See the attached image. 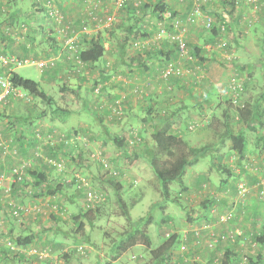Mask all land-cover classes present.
<instances>
[{
  "label": "crops",
  "instance_id": "0c3cea01",
  "mask_svg": "<svg viewBox=\"0 0 264 264\" xmlns=\"http://www.w3.org/2000/svg\"><path fill=\"white\" fill-rule=\"evenodd\" d=\"M150 1L140 0L147 7L121 8L117 14L119 19L124 18L125 21L120 20L118 26L115 25L120 36L116 35V39L111 40L112 29L108 28L109 30H106L108 32H105L96 27L97 18L103 17L109 9L104 7L107 8L105 11L100 6L92 8L93 0H0V53L4 56L34 59L56 56L65 36L62 37L59 32L61 24L59 26L50 21L45 15L48 2L55 4L67 16L77 17L75 20L78 21V25H73L76 26L75 30H80L84 26L82 23L90 20L89 26L87 25L88 27L78 35L80 48L86 46L82 36L89 34L97 35L105 49L98 62L79 66L80 72H74L75 65L70 67L64 55L57 60L54 67L41 71L37 81L48 96V99H42L48 109L45 106L38 108L36 105L32 113L25 101V104H22V99L12 100L9 97L3 99L2 106L0 105L1 135L20 148L22 152L19 151L18 154L26 156L32 154L33 148L38 144L35 136L34 141H29L34 129L41 127V133L44 134L56 128L68 132L75 128L90 140L99 142L105 150L109 149V154L116 156L111 159L112 164L120 168L119 161L122 158L137 155L139 152L143 154L141 149H144V146L141 143L130 148L124 142L125 145L118 148L114 143V137L118 136L127 141L129 139L126 134L127 129L130 126L137 127L141 130L143 140L148 143L150 137L147 133H151L150 117L156 113L162 114L165 122L177 129L190 146H208L199 153L197 160L188 167L184 175L186 190L183 193L186 194V199L196 198L190 207L192 215L185 216V211H177L173 215L174 211L166 210V216L159 218L160 221H166L168 226H171L172 222L179 224L172 231L177 238L171 250V262L173 264H263L264 0L256 2L203 0L200 14L212 17L216 24L221 23L225 18L230 20L228 29L216 34L205 29L202 16H198L199 13L194 15L193 19L190 18L193 0H161L165 10L179 20L177 26L170 24V19L164 20L159 17L154 11L155 7L151 5L156 0H152L151 3ZM24 13H29L27 20L24 18ZM114 14L116 16V13ZM253 14L256 16L255 19H252ZM136 16L140 18L138 21L136 19H133L132 23L128 21L130 17ZM161 26H165L168 34L163 38H157L156 31ZM38 33L41 35L39 38ZM178 34L183 36L187 46L186 52L182 54L177 49ZM221 41L226 44L219 47ZM135 42L139 44L136 45ZM169 61H173L181 69L180 75L164 76V67ZM14 70L15 67L10 64L0 63V74L8 76L9 72ZM235 76L240 77L244 85L240 94L241 102L249 108V111L256 114L255 122L250 127L243 121H236L232 116L230 99L233 92L228 84ZM72 78L78 81L77 91L72 84V87L68 86ZM57 82H62V85L58 87L53 99L42 84L47 88H54L58 85ZM81 92L84 94V100L80 101V104L82 103L93 113V120L89 117L85 120L77 119L79 114L76 112L80 105L76 100L71 104V100L74 99L73 94L79 95ZM116 99L124 101V113L121 119L111 117L110 109ZM227 107L231 111L228 128L233 132L240 131L244 137L241 157L232 148L228 138L222 140L221 129L210 127V124L211 126L213 124L221 128L220 121L227 114ZM56 109L59 111H55ZM72 116H75L76 121ZM190 124H194L192 129L189 128ZM184 125L190 129L186 127L187 131L194 132V136H186L183 133ZM42 149L41 155H43L35 158L36 160L30 165L36 173L43 172L48 180L53 182H62L63 177H73L75 170H67V168L59 170L47 162L50 158L62 155L63 151L51 144L45 145ZM69 165L73 166L71 163L67 164ZM211 166L215 169L214 179L207 181L213 175ZM128 174L131 178L125 175L120 176L119 180L135 183L140 179L131 171ZM96 175L97 172L89 173L92 179L99 178L100 181L109 179L104 174ZM133 177L137 179L134 181ZM29 178L34 180L33 175H29ZM239 182L248 186L243 195L238 194ZM3 183L8 187L12 184L8 179ZM19 188L16 183L11 186L12 191L7 194L8 198H19ZM79 192L75 183L73 185L71 181L69 183L63 181L62 194L46 200L58 199L68 204L75 199L81 200ZM3 195V192L0 193V200ZM21 200L26 203L32 202L26 197ZM232 211L234 214L225 216L226 219L223 220V215L226 212L231 215ZM52 214V216H44L47 219L43 217V224L35 229L30 224L32 225L39 218L35 221L25 217L21 223L10 222L11 217H7L11 218L7 223H4L7 218L1 219L0 231L3 240L7 238L4 237L6 235L31 234L32 241L21 249L30 252L32 249L47 247L52 251V255L50 258L37 259L31 253H19V256L11 259L5 248L0 249V264L32 262V264H51L55 256L58 264H128L120 262L122 254L132 246L142 247L141 244L129 246L112 261L113 263L106 262L103 258L105 252L103 239L101 243L99 241L95 244L85 234L87 241L81 244L86 249L87 256H78L72 251H67L69 248L67 245H70L68 243L73 238V234L67 229H71L74 225L73 220L76 216H58L54 212ZM46 221L49 224H45ZM63 225H68V228ZM159 228L161 234L166 225H160ZM147 231L149 232V227ZM239 233L241 235H237ZM166 234L168 233L165 232L164 236ZM75 238L79 239L78 236ZM212 239L215 242L208 247L207 242ZM252 242L255 245H252ZM76 243L77 241H74V245H77ZM145 261L140 258L134 264H147Z\"/></svg>",
  "mask_w": 264,
  "mask_h": 264
},
{
  "label": "rangeland",
  "instance_id": "374dc122",
  "mask_svg": "<svg viewBox=\"0 0 264 264\" xmlns=\"http://www.w3.org/2000/svg\"><path fill=\"white\" fill-rule=\"evenodd\" d=\"M86 2H88V1H86ZM99 2L100 3L102 2V3L100 4ZM99 2H98V0H93V2L91 4L92 8L97 5L96 7L100 6V8L102 7L103 10H105V11H107V8H108L109 12H106L103 15V17L97 18V20H98L97 24L98 25H96V27L101 28L105 32H108V31H106L108 28L112 29L110 39L114 40V39H116V35L118 37L120 36V34L117 31V28H115V25L118 26L117 23H119L120 20L122 22L125 21L124 18L119 19V15L117 14V12L119 10H121L123 5L120 7H117L114 0H105L104 3H103V0L102 1L99 0ZM151 2H153V1L151 0L150 3ZM202 2H203V0H202ZM141 3L143 4V2H141ZM50 5L54 8H57L58 11L61 12V15H63V20L59 21L57 19H54L53 17H50L48 15V12L46 11L45 15L47 16V18L50 21L55 22L59 26L61 24V28H59V32H60L62 37H64L65 35L70 36V35L74 34V36H72V40L75 39V42L78 44L79 43L78 35L81 33V31L83 32L85 30V28H87L89 26L90 20L88 19L87 21H84L82 23L84 26L81 27L80 30H78V29L75 30L76 26L78 25V21L75 20V19H77V17L72 18L70 15L67 16L65 14V12H62L55 4H53V3L48 4V7ZM141 5H139L137 7H141ZM24 6L26 7L25 4H24ZM104 7H107V8H104ZM27 8H28V6H27ZM137 9H139V8H137ZM114 13H116V16ZM23 15H24V18L27 20V16H29V13H26V14L24 13ZM36 16H38V15H36ZM106 16H110L112 18V20L111 21L105 20ZM198 16H202L204 18L205 14L202 15V13H201ZM43 18H44V16L42 15V19ZM255 18H256V16H255V14H253L252 19H255ZM133 19H136L138 21V19H140V18H138L137 16L135 18L130 17L128 19V21L132 23V22H134ZM168 19H170V22H171L170 24L174 23V20H172L171 18H168ZM226 19L228 20V23H229L230 22L229 18H226ZM103 20H105V21L102 22ZM164 20H166V19H164ZM41 22H42V20H41ZM144 22H142V24ZM73 25H76V26L73 27ZM72 29L75 30L77 32V34L75 33V31L70 34L69 31ZM30 30H32V29H30ZM30 32H32V31H30ZM66 32H67V34H66ZM38 34L39 35H37V36L39 38L41 35H40V33H38ZM167 34H168V32L164 33L160 37L163 38V37L167 36ZM31 35H34V34L31 33ZM139 37H141V36H139ZM156 37L158 38L159 36L156 34ZM179 38L183 39V36L178 34L176 36V39H179ZM104 40L102 41L103 43H104ZM105 42H108V41L105 40ZM223 43L224 42L221 41V43H219L218 46L222 47ZM185 50H187V46H186ZM62 55H64L65 57H69L71 55L69 52L68 45L65 43V39L63 40V44H62V47L59 49V52L56 54V56H54L52 58L55 61L54 66L57 64V60H59ZM29 58H32V57H29ZM67 64H70V65L73 64L75 66H78L74 61H71V62L69 61V63L67 62ZM54 66H52V67H54ZM14 67H15L14 71L16 73L22 75L23 77L33 79L36 81L39 79V75L41 74V71L47 69V68L40 69L34 64H27V63H23V65H21V66H14ZM65 76L66 75L64 74V77ZM232 78H235V77H232ZM71 84L74 86L75 91H77L78 81L77 80L75 81V79H73L72 81L69 82L68 86L72 87ZM42 85H43L42 87L48 92V94L51 96V98L55 99L57 89L59 86L62 85V82H59L58 85H56V87H54V88H49V87L47 88V87H45V84H42ZM19 90L25 96L15 97V98L13 96H9V98L12 100H19V99L21 100L22 99L23 100L22 104L24 105L26 102L30 106L29 108L31 109V112L32 111L34 112L36 105L38 108H42L43 106H45L47 108V104L43 103L42 99L39 98L38 96L28 94L27 91L24 90L23 88H20ZM240 94H241V92H240ZM119 96H121V95H119ZM72 98H74V99L71 100V104H74V100H76V102L80 105L78 111L76 112V114H79V116L77 115V117H78L77 119L78 120H85V118L89 117L91 120H93L94 119L93 113L91 111L87 110L86 107L82 105V103L80 104V101L84 100L83 92H81V94H79V95L73 94ZM121 99H122V97H121ZM116 100H120V99H116ZM0 105L2 106V101L0 102ZM120 105H121V107H123L124 101L120 102ZM110 110H111V112L116 113V110H112V108ZM55 111H59V110L56 109ZM0 112H2L1 108H0ZM72 117L76 121L75 116H72ZM96 126H98V125H96ZM186 127H187V125H186ZM186 127H185V125L183 126L182 130L185 129L183 131V133H185L186 136L187 135L188 136H194V132L187 131ZM130 128L136 129L137 127H131L130 126L126 131V134H127V136H129V139H132L131 133H129ZM187 129H188V127H187ZM74 130L76 131L75 128H72L70 130V132H72ZM188 130H190V129H188ZM56 131H58V133H61V134L62 133H68V131H65V130L63 131V130H60L59 128H56ZM35 132H36V129L33 130L32 138L29 137L30 142L34 141L33 137L35 136ZM146 132H148V130ZM76 133L78 134L77 137L72 138V140H74L73 144L71 145V147L73 148V151H70L69 154L67 153V151L66 152L63 151L61 153L62 155L58 156L59 158H61V160L59 161V167L57 169L62 170L64 168L65 169L67 168V170H69V169L75 170L74 175L77 176L78 180L83 181L84 185H86V184L89 185V183H91L92 186H94L96 188H100L104 192L108 193V198L105 202L99 204V212H98L99 216H98V213L95 214L94 211L92 212L91 216H94V218L96 216V218L93 220V222L88 223L86 220H84L82 218L83 219V226L81 229L78 227L79 226L78 224L80 222V218H78V220L77 219L73 220L74 218H72L74 225L71 227V229H67V230H70L69 232H71L73 235H77L79 237V239L71 238L69 243H68L70 245H67V246L73 248V246L80 245L81 243H83V241H82L83 236L85 234H87L89 236V240L91 239L92 242L94 241L95 244H97L99 241L101 243V241H102L101 239H103V241L105 243L104 249H103V250H105V252L103 254L104 260L106 262H112L114 260L113 255L115 254V249H116L115 243L121 237H118L115 242H113V240L117 237V235L119 233H122L124 231V229L126 228V223H127L124 221V218L122 217L123 215H122L121 209L119 207V204L117 202V193L121 194V196L126 201L128 207H129V213L131 215L132 225L133 226L136 225L137 227H140L139 225L143 224V225H146V227H149V233L148 234L150 235L153 246L158 245L161 242L162 239L159 238V236H161V234L164 235L165 232H167L168 234H166V237H168L170 234H172V231L174 229H176V227L179 225V224H175V222H172L171 226L170 225L168 226V223H166V221H163L161 223L159 218H161L162 216H166L165 215L166 210L167 211H171V210L174 211V212H172L173 215H175V212H177V211L178 212L185 211V216H191L192 215V213L190 211V207L192 206V203H194L196 201V198L195 199L192 198V200H188L185 197L186 194H184L183 192H182L183 194L180 195V192L177 191L178 190L177 185L171 186L172 192H171V197H170L173 200L177 199V202H175V201L172 202V200L169 198V199H167L168 204H166L163 207V209H160V207L157 205V202L161 201L162 196H161V193H160L159 188H158V186H159L158 180L155 177L151 167L148 165L147 161L144 159V156L142 154H140V152L137 153V155H133V156L131 155L128 158H122L119 161V165H120V168H119L120 174H118L119 177L126 175V176H129L131 178V176L128 174V172L131 171V172H133V174H136V176H139L140 179H138V181H135L137 179V177H133L132 179L135 181V183H133V182L131 183L130 181H129L130 182L129 183V182H127V180H122L121 181L122 187L120 188V190L118 192L115 191V187H116L115 185L116 184L114 182L108 183V182L100 181L99 178H94V179L90 178L89 173L95 174L96 172H97L96 176H100L99 173L101 175L104 174L105 176H109V173H108V171L110 170L109 167L110 168L115 167V165L112 164L111 159H113V157H116V156H114V154H112V153L110 155L109 149H108V151L105 150V148L102 147L99 142H96L94 140H90L87 136L82 135L81 134L82 132L80 133L79 130L76 131ZM147 136H149L148 133H147ZM0 137L3 138L2 141L5 143L4 147H0V150H1L0 164H1V168H2L3 172L7 173V171L9 172V170H10L9 176H6V178H5V179H10V180H12V178L14 177V174L12 173V169L17 168L21 163L26 162L27 160H29L30 163H33L34 162L33 157H34L35 151L38 149L40 152H42V150H43L42 148L45 146L44 144L46 143V142L42 143L38 140H35V141H38V144L35 145V147L33 148L32 154H27L26 156H24L22 154H18L19 151L20 152H22V151L20 150V148H18L17 145H15L13 142L9 141L10 139H7V137H3L1 135V128H0ZM53 143H54V146L58 150H61L60 146H62V149L64 148V146L61 142H51V146H53L52 145ZM132 145L133 144H127V146H129L130 148L133 147ZM17 149H18L17 154H14V152H16ZM63 150H65V149H63ZM98 154L105 161H107V164L109 167H105L104 165H100L101 162L97 159ZM10 155L13 157H10ZM7 157H9V158L7 159ZM68 163H71L73 166L72 167L70 165L67 166ZM7 164H9V165L7 166ZM78 164H80V166ZM132 165H133V167H131ZM207 165H208V162H207ZM3 166H4V168H3ZM205 166H206V164H205ZM210 169H211L213 175H212V177H209L207 181L214 179L215 169H213L212 166L210 167ZM120 170H122V171H120ZM27 178L30 179L29 175L27 176ZM70 178L71 177H67V179H66L67 183H69ZM127 183H129V184H127ZM207 183H209V182H207ZM73 185H74V183H73ZM75 185L77 187L76 180H75ZM70 188L73 189V187H70ZM262 190L264 192V188ZM138 198H140V199L138 201H136L135 199H138ZM27 203H30V202H27ZM83 203H84V196H81V200H78V201L76 200V201L70 202L68 204L65 203V205H63V208L65 210L60 211V213H56V215H58V216H79L78 212L81 209ZM45 204L46 203L44 201H42L41 204L37 205L38 209L43 210V212L39 215L42 217L39 218V221L34 222V224H32V226L40 228L41 224H43V221H42L43 217L44 216H50L47 214L48 208L46 207ZM29 205H31V204H29ZM32 207H35V206H32ZM51 213H53V212L51 211ZM226 214H228V215H226ZM226 214L223 215V217H222L223 220L226 218L225 216H232L234 213L232 211L231 215H229L228 212H226ZM2 216H7V215L4 212L0 211V217H2ZM44 218H46V217H44ZM2 219H4V217H2ZM9 219L10 218H7L6 221L4 220V223L9 222ZM10 222H13V221L11 220ZM1 223H2V220H1ZM44 223L49 224V222H47V221ZM160 225L161 226L166 225V228L163 229V231H162L163 233H161V234H160L161 229L159 228ZM63 226L65 228H68V225H63ZM150 230H151V232H150ZM237 235H241V233H239ZM74 241H77V243H76L77 245H74ZM112 242H113V248H112V250H109V248L112 247ZM214 242H215L214 239L210 240L209 242H207V246L211 247L214 244ZM106 248H107V250H106ZM139 256H142V257H139ZM190 257L192 258V256H190ZM140 258H141V260H146L145 262L152 261L150 259V256L148 255V251L146 249H144L143 247H141L139 245H135V246H132L130 250H127L125 253L122 254V256L120 257V262H126L128 264H134L135 262H138V259H140ZM186 258L188 260V257H186ZM188 262L193 263V261H188ZM153 264H155V263H153ZM169 264H173V262H171V260H170Z\"/></svg>",
  "mask_w": 264,
  "mask_h": 264
},
{
  "label": "trees",
  "instance_id": "16d2710c",
  "mask_svg": "<svg viewBox=\"0 0 264 264\" xmlns=\"http://www.w3.org/2000/svg\"><path fill=\"white\" fill-rule=\"evenodd\" d=\"M257 1V0H256ZM255 1V2H256ZM142 3L140 2L138 4L141 5ZM154 11L158 14L161 11H164V5L161 2V0H156L155 2H153ZM137 6L134 5L133 2L131 1H127L125 4H123L122 8H127V9H135ZM141 7H147L146 4H142ZM62 11V10H61ZM224 21H222L219 24H223ZM212 25L211 28L206 29L208 31H212L213 34H216L217 32H221L220 29V25ZM229 25L227 26L228 29ZM131 31H133V29H131ZM136 32V31H134ZM133 32V33H134ZM224 32V31H222ZM136 35V33H135ZM143 37L145 36L144 34H141ZM83 40L86 43V46L83 48H80L78 46V49L76 50V54L80 60V64L79 66H83L87 63H96L102 56L104 53V46L100 41V38H98L97 35H89V34H84L83 36ZM226 44V43H225ZM224 44V45H225ZM67 59V58H66ZM202 59V58H201ZM67 62L69 63L68 59ZM70 65V64H69ZM70 67H73V64L70 65ZM76 67L74 69V72H80L78 71V66H74ZM173 74V73H171ZM2 74H0L1 76ZM169 75V74H168ZM167 75V76H168ZM176 75V74H175ZM4 76V75H2ZM237 79L240 80V77L235 76ZM8 80L11 84V86L16 87V88H23L24 90L27 91L28 94L30 95H35L38 96L41 99H48L47 94L40 88L39 82L33 79H29L26 77H23L22 75L16 73L15 71L9 72V76H8ZM231 80V79H230ZM229 80V84L231 85L232 82ZM243 83L241 82V86H239V88L237 89L239 92H242L243 90ZM230 88V87H229ZM25 98V97H24ZM232 99H230V103H231V108H232V116L235 118L236 121H243V123L250 127V125H252L255 122L254 118L256 116L255 113H252V111L248 110L249 108L243 104L240 100V95L238 96V104L232 103L231 101ZM227 109V114L225 116H223L222 120L220 121V123L222 124L221 128H219V125H213L210 127H212L213 129L219 130L220 131V135L222 137V140H224L225 138H228L232 144V148L238 153V155L241 157L242 156V151L244 149V137L241 134L240 131L233 132V130H231L230 128H228V123H229V117L231 114L230 109ZM258 111V109H257ZM110 113L112 114L111 117L112 118H117V115L113 114V112ZM123 113H124V109H123ZM156 113V115L150 117V124H151V133H149V137H150V142L148 141V143L143 140V136L141 135V130L136 128L137 132H138V136L139 139L135 140V142L133 143V145L135 144H141L144 146V149H141L143 152V156L144 159L147 161L148 165L151 167L155 177L158 180V188L159 191L161 193V201L157 202V205L160 207V209H163V207L168 204V200L171 197V186L172 185H177L178 190L180 192V194L182 192H184L186 190V186L184 183V175L186 174V171L188 169L189 166H191L196 160L197 157L199 155V153L206 149V147L208 146H201V147H192L190 146L181 136L179 131L174 128L171 127L170 124L166 123L164 115ZM255 115V116H254ZM253 127V126H252ZM78 131V130H76ZM75 130L73 132H76ZM215 132V130H214ZM0 139H3L0 137ZM128 144L127 141H124V139H122L121 137L115 136L114 137V143L117 145V147H123V145ZM150 143V144H149ZM65 150L62 149V146H60V151H64L69 154L70 151H73V148L70 146V144H64L62 143ZM73 144V143H72ZM149 144V145H148ZM132 145V146H133ZM18 151V149H17ZM42 156V155H41ZM41 156H34L33 157V161H35V158L41 157ZM52 159V158H51ZM56 159L58 162L61 160V158L57 157V158H53ZM32 164V163H31ZM30 164V165H31ZM27 166L26 169L23 168V172L22 175H20V178H16L15 180H10V182L12 183L11 186H13L15 183L18 184L20 186V197L19 198H15V197H9L7 196V194L12 191L11 186L8 187L6 185H4L3 181L7 180L5 179L6 176H9L10 170L9 172L7 171V173L2 171V168L0 166V193L3 192V196L1 197L0 200V211L4 212L7 216H4V218L6 219L7 217H11L13 219V222L15 223H21L23 222V218L25 217H30L31 220H37L38 218L42 217L39 216L43 210L41 209H36L37 205L41 204L42 201L46 200L47 198H51L54 196H60L61 193V189H62V182L66 181L67 177H63L61 178V181H49L48 178L45 176V174H43V172H39L36 173L35 170H33L31 167ZM102 165V164H100ZM53 166V165H52ZM14 167V166H13ZM57 168V167H56ZM113 169H115V174L114 173H110L109 176H107L109 179H106L103 182H108V183H115L116 187H115V191L118 192L120 190V188L122 187L121 181L119 180V175L117 173H119V168L118 166L116 167H112ZM120 174V173H119ZM28 175H33L34 176V180L28 179L27 176ZM118 175V176H117ZM76 177L75 175H73V177L71 176L69 182H73L75 183ZM67 182V181H66ZM23 186V187H22ZM22 187V188H21ZM80 192L79 195L81 196H85L86 192L88 190H99V191H103L100 188H96L94 186L91 185V183H89V185L87 186H83V187H76ZM104 192V191H103ZM105 193V199L104 201L94 204L93 206H86L85 203L82 204L81 209L78 212L79 216H76L75 219L78 220V218H80V222H79V228L81 229L83 226V219L86 220L88 223L93 222V220L96 218H94V216H91L92 212L94 211V213H98L99 212V204L105 202L108 198V193ZM27 198V199H31V203H26L24 201L21 200V198ZM171 199V198H170ZM57 200V201H56ZM56 200H46L47 203L45 204L47 209V214L52 216L53 214L51 213H60V211L65 210L63 208V205H65L63 202L58 201V199ZM78 199H75V201ZM172 202L175 201L177 202V199L173 200L171 199ZM117 202L119 204V207L121 209L122 212V217L124 218V221L127 222L126 223V228L124 229V231L122 233H119L117 235V237L113 240V242L116 241V239L118 237H121L116 243H115V254L114 259L117 258L126 248H128L129 246L135 245V244H141L142 247L144 249H146L148 251V255L150 256V259L153 261H148L147 264H169L170 260H171V250L174 246V244L176 243V238L177 235L175 233L170 234L168 237H166V235L164 236L163 234H161V236H159L160 239H162L163 241L161 243H159L158 245H152V241L150 238V235L148 234L149 232L147 231L146 225L140 224V227H137L136 225L133 226L132 225V220L130 217V213H129V207L126 203V201L123 199V197L121 196L120 193H117ZM31 204V205H29ZM34 204V205H33ZM26 206H35L36 208L26 211V210H22L21 207H26ZM17 207H19L20 209H18ZM43 208V207H42ZM19 210V211H18ZM23 211V212H22ZM24 213V214H23ZM99 216V213H98ZM10 218V219H11ZM83 218V219H82ZM1 219L2 217H0V223H1ZM11 219V220H12ZM143 219V218H142ZM23 220V221H22ZM39 221V220H37ZM148 221V220H147ZM164 220H162L161 222H163ZM34 224V222H33ZM30 226H32L30 224ZM32 228H37L35 226H32ZM33 230V229H31ZM76 232V231H75ZM7 237L4 240L2 239L1 236V231H0V240L2 241L0 243V249H7L8 257L13 259L15 257H17V255L19 256V253H28V251H24L21 249V247H24L26 245H28L31 241H32V235L31 234H24V235H16V236H4ZM73 238L77 237L76 235H72ZM10 241L15 247H18L20 250L19 251H15L14 249H10L7 245L6 242ZM82 241H87V235L83 236ZM113 242H112V247L109 248V250H112L113 248ZM75 247H69L67 251H72L74 254L84 257L87 256V251L86 249H84V254H80L78 252L75 251ZM42 249H46L48 251H50L52 253V251L47 248H40L38 250H42ZM36 250V251H38ZM33 255V254H32ZM34 256V255H33ZM35 258L38 259L37 256H35ZM33 263V262H32ZM30 263V264H32ZM35 263V262H34Z\"/></svg>",
  "mask_w": 264,
  "mask_h": 264
},
{
  "label": "built area",
  "instance_id": "2783aa9c",
  "mask_svg": "<svg viewBox=\"0 0 264 264\" xmlns=\"http://www.w3.org/2000/svg\"><path fill=\"white\" fill-rule=\"evenodd\" d=\"M127 1H131L134 4L138 5L140 3V0H114L115 4L117 5V7L122 6L123 4H125ZM248 1H253L255 2L256 0H248ZM51 4V3H48ZM97 6V5H96ZM95 6V7H96ZM201 6H202V0H193V11L190 14V18L193 19L194 15H197L198 13L200 14L201 12ZM94 7V8H95ZM48 15L50 17H53L54 19L57 20H63V15H61V12L58 11L57 8L52 7L51 5L48 7ZM159 17H162L163 19H168L171 18L172 20H174V23L172 25H179V20L176 18L172 17V14L169 11H161L160 13H158ZM105 20L111 21L112 18L110 16H106ZM105 20H103L102 22H104ZM202 21L204 24V27L206 29L211 28L212 25H218L219 23H215L214 19L210 16H205L204 18L202 17ZM220 25V29L221 31H226L227 30V26L229 25L228 20L225 18L224 19V23L223 24H219ZM68 28V27H67ZM75 30H70V34L73 33ZM68 32V31H67ZM66 32V34H67ZM167 30L164 26H161L158 28L156 34L159 36L158 38H161L160 36H162L164 33H166ZM75 33L77 34V32L75 31ZM72 36H67L65 35V43L68 45L69 48V52H70V56L66 57L70 62L74 61L78 66L81 65L80 60L76 54V50L78 49V44L75 42V39L72 40ZM136 45L139 44V42H135ZM224 44V43H223ZM177 49L178 52L180 54L185 53L186 52V42L184 41V39H177ZM53 57H47V58H39V59H34V58H17L15 56H4L2 54H0V63L3 65H12V66H21L23 65V63H27V64H34L36 65L38 68L40 69H44V68H50L52 66H54V59H52ZM176 74V75H180L182 73L181 69L178 68L175 63L173 61H169L166 63L165 67H164V76H167L168 74ZM9 76V75H8ZM8 76H0V102L3 99L8 98L9 96H13L15 97H23L25 96L20 90L19 88L13 87L11 86L9 80H8ZM232 82L231 85H229L230 89L232 90L233 94L231 97V101L232 103L238 104V96L240 95V92L237 90L239 88V86H241V80L235 78H231L230 80ZM237 88V89H236ZM121 100H115L112 106V110H116V113H113L115 115H117V118L120 119L123 116V107H121L120 105ZM194 127V124H190L189 128L192 129ZM73 132V131H72ZM68 132V133H58V131L53 130L52 132H45L44 134L41 133V127L38 129H36L35 132V138L38 139V141L45 143V145H49L51 144V142H61L64 144H70L72 145L73 141L72 138H76L77 137V133L76 132ZM129 133H131L132 139H128L127 142L128 144H133L135 142V140L139 139L138 136V132L136 129L130 128ZM43 139V140H42ZM5 143L2 141V139H0V147H4ZM54 145V143L52 144ZM70 145V146H71ZM14 154H17V150L16 152H14ZM34 156H41V152L37 149L35 151ZM97 159L101 162L102 165H104L105 167H109L107 164V161H105L101 156H99V154L97 155ZM47 162L55 167H59V162L56 159H48ZM31 163L29 160H27L26 162L21 163L17 168H13L12 169V173L14 174V177L12 178V180H15L16 178H20V175H22L23 172V168H26L27 166H29ZM109 171L108 173H114L115 174V169H113L112 167H109ZM119 174V173H117ZM16 177V178H15ZM76 177V184L78 187H83V186H87L84 185L83 181L78 180L77 176ZM248 186L245 183H238L237 184V190H238V194L243 195L246 191H247ZM105 199V193L103 191H99V190H88L84 196V203L86 206L90 205L93 206L94 204L100 203L102 201H104ZM18 209H20L19 207H17ZM22 210H26L29 211L36 207H31V206H26V207H21ZM38 209V208H36ZM19 211V210H18ZM23 212V211H22ZM24 214V213H23ZM226 219V218H225ZM2 241L0 240V243ZM6 245L10 248V249H14L15 251H19L20 249L18 247H15L10 241L6 242ZM252 245H255L254 242H252ZM74 247V246H73ZM84 247L82 245H77L75 247V251L80 253V254H84ZM33 254L34 256H37L38 259H43V258H50L52 253L46 249H42V250H34L32 249L30 252ZM51 264H58V259L57 256H55V260L52 261ZM264 264V262H263Z\"/></svg>",
  "mask_w": 264,
  "mask_h": 264
}]
</instances>
